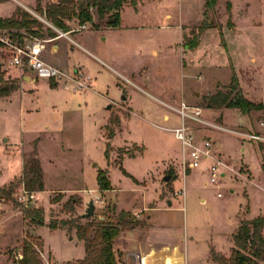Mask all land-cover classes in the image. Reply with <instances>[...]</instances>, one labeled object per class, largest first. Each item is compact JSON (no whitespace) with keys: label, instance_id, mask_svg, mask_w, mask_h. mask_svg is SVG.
I'll list each match as a JSON object with an SVG mask.
<instances>
[{"label":"rangeland","instance_id":"obj_1","mask_svg":"<svg viewBox=\"0 0 264 264\" xmlns=\"http://www.w3.org/2000/svg\"><path fill=\"white\" fill-rule=\"evenodd\" d=\"M203 3L126 0L118 27H92L84 22L86 29L46 42L42 53L45 60L58 61L67 74L80 68L89 75V86L79 91H71L65 77L58 83L36 78L33 84H25L17 69L4 66L5 79L9 77L8 82L17 87L9 95L0 96V187L11 186L13 197L0 201V264H18L27 231L42 241L37 249L42 264H64L82 258L84 247L74 230L67 233L65 226L52 231L48 223L82 215L90 200L94 212L82 221L103 217L104 221L117 222L119 208H115L114 197L99 190L98 171L120 188L117 204L131 209L138 208L135 203L142 200L143 193L144 199L154 194L156 179L164 176L161 170L173 166L177 177L164 182L172 183L167 191L184 209L174 212L172 223L180 229L177 235L182 240L191 235L198 241L199 251L205 250L209 232L231 223L235 213L245 212L249 218L264 213V177L260 169L264 140L191 123L196 142L208 137L215 157L235 172L247 167L253 181L248 183L233 171L222 169L220 173L224 174L216 183H210L206 167L212 161L201 159L198 167L184 171L180 141L163 128L180 124L174 108L184 101L202 107L206 119L225 129L264 137L263 111L243 115L237 108H207L204 98L225 89L235 74L242 95L264 103V0H217L206 13ZM16 5L14 0L0 2V17H8ZM202 21L216 26L199 32ZM66 23L75 29L81 25L75 18ZM192 41L196 45L189 48ZM57 43L60 49L54 53L51 48ZM0 51L6 52L2 47ZM111 130L114 136L107 139ZM34 146L44 189L35 191L29 204H24L18 201L23 188L19 178L23 155L30 154ZM172 172L171 168L169 174ZM131 175L154 179V183L149 181L144 191ZM183 184L184 197L175 195ZM71 195L80 196L81 202L70 213L63 204ZM199 195L205 197L204 203L199 202ZM95 196L103 202H96ZM28 205L43 210V225L33 226L23 219L22 210ZM130 218L138 225H124L122 231L139 227L142 233L145 220L134 214ZM214 238L221 250L222 238L219 234ZM218 253L226 260L230 255V251Z\"/></svg>","mask_w":264,"mask_h":264},{"label":"trees","instance_id":"obj_2","mask_svg":"<svg viewBox=\"0 0 264 264\" xmlns=\"http://www.w3.org/2000/svg\"><path fill=\"white\" fill-rule=\"evenodd\" d=\"M5 0H0L3 2ZM126 0H47L44 5L37 0L34 12H30L20 6H16L8 17H0V29L11 31L15 41L21 43L23 38L32 35L37 38H54L60 32H68L71 28L66 21L75 18L78 24L89 22L92 27H118L120 25V10ZM204 13L214 8L217 0H203ZM228 11L227 24H230V3L227 1ZM96 16L97 20L93 16ZM51 24L55 29L47 26L40 18ZM216 26L214 23L202 21L198 30ZM45 31V32H44ZM196 42L192 41L187 46L195 47ZM4 57L0 51V96H7L16 89L14 82H8L4 77ZM207 108H237L243 115L252 111H263L264 103L254 102L242 95L239 82L235 74L231 75L230 82L225 89H218L205 97ZM114 132L107 134L111 139ZM109 142L104 151L108 155ZM264 150V147H261ZM261 169L264 175V157L261 162ZM125 172V171H124ZM96 180L99 190L111 189V184L102 171L97 172ZM19 182L24 190L28 192L41 191L44 189L42 168L37 157L34 146L30 154L23 155L22 171ZM13 182L10 183L12 185ZM12 188L0 187V201L3 199L13 200ZM51 202H55L54 200ZM81 202V197L71 195L63 204L67 212H74L75 206ZM114 209V206H113ZM23 219H27L30 225L40 226L44 223L43 210L31 206H25L22 210ZM99 217L97 221H82V215L77 214L70 219H60L59 222L49 221L48 227L51 230L65 228L67 233L74 230L75 237L84 244L85 255L76 261H67L64 264H120V252L114 248V239L122 231L124 225L134 227L138 222L130 218L126 211H119L116 223L107 222ZM59 223V224H58ZM233 247L226 260L222 255L210 248V256L213 261L230 264H259L264 262V214L252 219H241L235 232L232 234ZM42 246L39 236L34 237L26 232L22 242V257L17 260L18 264H42L37 249Z\"/></svg>","mask_w":264,"mask_h":264},{"label":"crops","instance_id":"obj_3","mask_svg":"<svg viewBox=\"0 0 264 264\" xmlns=\"http://www.w3.org/2000/svg\"><path fill=\"white\" fill-rule=\"evenodd\" d=\"M14 1L17 4L16 6L23 7L24 9L32 13L34 12L33 9L36 5L35 2H37V0H14ZM51 1H57V0H51ZM143 1L144 0H141V3H143ZM45 2L46 0H41L42 5H44ZM166 17L169 18V14H167ZM103 26L104 25H101L100 27L102 28ZM73 32L75 31L70 30L66 35H62V36L68 37V35ZM103 39H105V37ZM59 49H60L59 43L53 45V47L51 48V50L54 51V53L59 51ZM47 62L57 66L60 69L66 70V68L63 65L59 64L58 61L51 62L48 60ZM32 82L33 81H29V82L24 81L25 84H29ZM182 97L183 96H181V98ZM163 118L168 119V115H164ZM171 168L173 172L169 174ZM242 168L240 172L233 171L232 166L231 169L226 167L223 169L233 171L240 178L252 184L253 181L251 179L250 170L247 167L243 169ZM260 169H261V165H260ZM242 170L246 172H242ZM160 174L164 176L168 174L170 175V177L171 176L177 177L176 169H174L173 166L171 165H167L165 168H163ZM133 179L132 181L135 182L137 186L143 187L144 191H146L149 181L154 183V179L146 180L144 178L137 179L135 177H133ZM156 180L158 182V185L157 188L154 187V194H152L150 198L144 199V193H143L142 200H140V202H138L137 204L135 203V206H137L138 208L132 207L131 209H125L117 204L118 199L116 195H117V191L120 188L117 187L115 184L110 182L111 189L104 190V193L105 195H107V197L109 198L114 197L116 210L119 208L118 211L124 210L126 212H130V214H134L139 217H142L145 220L144 229L142 233L140 232L141 229L137 227L130 230L121 231L114 239V248L115 250L120 252V257H119L120 264L129 263L130 253H135L140 258V260L139 259L137 260L139 264H215L213 260L210 258V248H213L216 252H221V253L230 251L231 248L233 247L232 234L235 232L237 226L239 225L240 220L254 218V217L249 218L245 212L235 213L234 215L235 217L231 223L225 224L222 229L216 227L215 230L209 232V235H207L205 238L206 241L205 250L199 251L197 247L198 241H196V239L191 235L186 236V241L185 239L182 240L181 237L177 235L180 233V229L175 227V225H173L172 223L174 212L180 209H184V207L179 205L178 201H175L174 197H172L173 195L167 191L168 187L171 186L172 183L164 182L165 180H163V178H158ZM182 188L184 189V193H183V197H184V195L186 194L184 184ZM61 190L63 191V189ZM198 200L200 203H204L205 197L203 195H199ZM57 229L52 231H56ZM218 234L220 238H222V240L221 239L219 240V243H221V248H222L221 250H219V246H217L214 241L215 239L214 236H217ZM77 241L83 244L82 241L78 239ZM84 255H85V250H84ZM82 258H78V259H82Z\"/></svg>","mask_w":264,"mask_h":264},{"label":"built area","instance_id":"obj_4","mask_svg":"<svg viewBox=\"0 0 264 264\" xmlns=\"http://www.w3.org/2000/svg\"><path fill=\"white\" fill-rule=\"evenodd\" d=\"M40 19L47 26L54 29L51 24L42 18ZM86 28L87 26L85 24H81L79 28H74L71 31ZM67 33L68 32H59L56 37L50 39L37 38L32 35H28L23 38V42L19 43L14 40L11 31L7 29H0V47L3 48V52L6 50V52L3 53L5 58L2 59L4 66L17 69L18 77L22 81H24V77H29L30 80L44 78L58 83L65 77L68 79L71 91H79L83 88H87L90 84V77L84 70L74 68L70 71V74H67L57 66L45 61L42 57V53L46 47V42L52 41L62 35H66ZM174 110L180 116V124L172 128H163L169 129L173 132L174 137L180 141L182 153L181 164L183 170L185 171L186 168H196L199 166L201 159H209L212 161V164L206 167V171L208 173V180L210 183H216L217 179L224 174L223 172L220 173L221 170L225 167L231 169V166L214 156L212 150L213 144L208 137L203 138L200 142L195 141L191 123H198L209 127L228 130L254 140H264V137L259 134L242 133L239 131L225 129L222 126L209 121L205 118L204 110L200 106L181 101L179 107L174 108ZM183 193V188L174 192L175 195H182ZM217 195L219 196L220 194L218 193ZM33 197L34 192H28L22 188L20 195H18V201L26 204L29 202V199ZM95 199L96 202H103V200H99L97 196H95ZM135 264L139 263L136 262Z\"/></svg>","mask_w":264,"mask_h":264},{"label":"water","instance_id":"obj_5","mask_svg":"<svg viewBox=\"0 0 264 264\" xmlns=\"http://www.w3.org/2000/svg\"><path fill=\"white\" fill-rule=\"evenodd\" d=\"M23 80L28 81V82L34 81V80H30L29 77H24ZM195 94L197 95V93H195ZM121 99H125V95H122ZM109 107H110V104H108L106 108H109ZM169 178H170V175H168V174L163 176V180H165V181L169 180ZM94 209H95V206H94L93 200L88 201L87 207L85 209V212L82 214V217L83 218L90 217L93 214ZM138 259L140 260V258L135 253H130L128 264H135Z\"/></svg>","mask_w":264,"mask_h":264}]
</instances>
